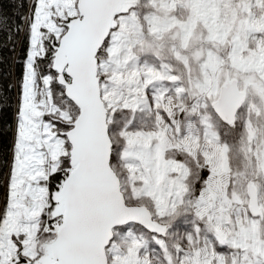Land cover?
Returning a JSON list of instances; mask_svg holds the SVG:
<instances>
[{"label": "snow or ice", "instance_id": "6c2138e0", "mask_svg": "<svg viewBox=\"0 0 264 264\" xmlns=\"http://www.w3.org/2000/svg\"><path fill=\"white\" fill-rule=\"evenodd\" d=\"M0 264H264V0H0Z\"/></svg>", "mask_w": 264, "mask_h": 264}, {"label": "trees", "instance_id": "16d2710c", "mask_svg": "<svg viewBox=\"0 0 264 264\" xmlns=\"http://www.w3.org/2000/svg\"><path fill=\"white\" fill-rule=\"evenodd\" d=\"M5 121L10 122L11 121V113H0V132H2L3 127L5 126ZM8 137H4L0 135V145L3 144L5 140H7Z\"/></svg>", "mask_w": 264, "mask_h": 264}]
</instances>
